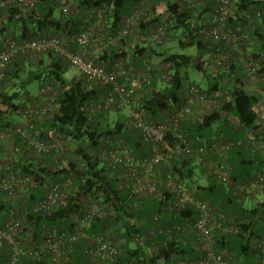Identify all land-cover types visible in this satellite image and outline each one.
<instances>
[{"label":"trees","instance_id":"trees-1","mask_svg":"<svg viewBox=\"0 0 264 264\" xmlns=\"http://www.w3.org/2000/svg\"><path fill=\"white\" fill-rule=\"evenodd\" d=\"M142 1L145 0H77L75 7L69 8L70 10L66 12L64 9L61 10L65 15L62 18L67 20L64 25L62 18L55 16L56 9L53 6L48 9L37 6V10L32 12L18 6H12L7 11L0 9V41L6 33L13 34L16 41L21 43L40 35L54 36L66 31L75 32L78 30L77 24L75 26L76 17L74 16L76 9L88 12L91 9L104 8L106 10L104 31L111 33L117 30L124 22L125 17L131 13V6ZM253 3H256L257 6H264L262 1L237 0L236 14L229 19L230 25L236 27V23L245 21V17L240 12L245 6ZM163 6L165 15L164 11H160L161 8L158 10L157 6L151 7L147 17H142L136 23L135 29H139L140 33L145 32L152 24L167 19L170 30L175 28L187 30L186 39L179 41L182 47L196 44L203 51L208 50L205 41L200 39L195 32L197 28H203L204 17L209 16L211 9L204 7L199 10L198 15H195L187 10H179V5L174 0H165ZM3 16L6 17L3 18ZM168 16L169 18H167ZM127 38L122 41L124 44L122 49L111 45L99 53L96 62L110 67L121 58L127 59L126 56L131 52V48L140 54L147 50L146 47H141L139 44L132 46L136 40L132 37ZM257 38L258 42L253 45L250 54L253 60L258 61V73L263 75L264 35L259 34ZM128 44L131 46L130 49L127 48ZM98 50V46L94 47L91 54ZM132 53L135 54L134 51ZM152 54L161 57L159 65L165 67L166 72L171 73V78L158 80L155 77L153 89L138 98L135 108L148 119L155 120L156 116L160 119V115H157L160 109L165 108L171 102L181 100L182 89L187 84L184 80V76L187 77V72L183 76L184 70L190 67L204 70L205 61L201 58L198 60L193 55L169 53L166 44L161 49L156 47ZM87 57L92 56L88 55ZM211 57L210 55V59ZM210 59H207V62H211ZM212 64L215 70V64ZM69 66L62 57L50 52L43 53L34 59L18 57L13 60L0 82L1 128L14 125L12 114H17L27 105L29 99L34 98L35 101L37 98L28 89L30 82L40 80L42 84L51 83L58 86V112L42 121H35L34 128L42 133L59 132L65 135L67 139L66 152L62 156L68 160L60 169L53 167L51 154H45L44 160L39 162L28 156L27 146L22 138L18 139L19 145L13 151H4L1 148L2 157L10 163V169L16 170L19 174L31 175L34 183L29 184L25 189H20L25 193H22L20 198L9 197V193L0 189V225H3L2 218L8 219L17 209H29V213L25 215L23 236L30 232L37 242H40L47 230L64 229L76 233L79 228L73 218L75 215L82 214L85 202L83 200L89 195L103 204L105 212L103 215L97 216L87 228L85 226V229L89 232H103L107 236H112L120 247V254L114 261L92 260L87 254L86 240L79 237L70 252L68 264H172L179 259L196 260L203 255L204 249L198 246L200 242L196 241L197 232L191 228L188 229V233H180L174 237L166 236L161 232L151 234L153 225L165 226L198 217V213L192 208L186 211H177L169 206L171 189L168 187V183L170 178L180 177L183 182L196 190L198 197L211 203L228 218L235 220L238 226L237 231L218 230L213 233L214 238L217 237V234H224L222 235V245L218 246L217 250L233 257L238 264H248L244 261L257 264L259 254L253 247V241L262 233L261 221L264 218V201L256 200L253 206L248 208L245 199L247 194L234 193L232 187L227 188L218 181L210 166L219 160L220 154L210 152L206 155L208 167L196 163L216 180L209 186L201 185L195 178V163L177 153L171 160L173 171L165 163L157 166L158 172L161 174V194L159 196H133L129 189L120 185L112 168L107 164H101L95 157L96 149H99L100 145L105 142L123 141L129 145L135 157H146L151 155L149 142L141 139L131 122L127 118L124 119L121 114V117L111 125L110 112L112 110L109 113L99 112L95 120L89 122L87 117L89 108L97 100L99 93L106 91V88L90 86L81 76L68 79L66 72ZM228 66L230 69H216V75H213L214 70L208 74L209 87L205 90L201 88L203 91L219 92L220 106H208L211 110L202 119L195 120L189 128L187 127L188 123H184L181 132L188 137L193 148L207 144L210 146L215 141L231 143V147L226 153V160L230 164V179L235 184L248 179L259 171L264 174V170H262L264 161L262 160V163L256 161V152H254L258 146L264 145V117H259L256 110V105L260 100L257 94L248 91L243 84L230 83L221 86L225 77L228 73L233 72L236 65L233 61H229ZM219 80L221 81L219 82ZM215 82H218L216 86ZM193 83L197 82L193 81ZM113 111L118 113L120 110ZM214 125L220 126V133H216ZM225 125L233 133L246 129L248 134L245 135L246 137L235 136L232 138L230 135L223 134ZM203 132L209 133L207 139L203 138ZM251 134L255 136L254 141L250 139ZM169 137L167 139H170L171 143L175 142V138ZM239 140H243L242 144L237 143ZM250 142H254L252 145L255 146L253 147ZM261 144L263 145L261 146ZM211 156L215 157L213 162L209 161ZM255 162L259 164V168H256L258 170L253 168ZM69 173L74 174V187L68 193L63 204L55 210L32 212L33 204L45 193V185L50 181L63 179ZM214 186L223 191L226 199H230V201L215 200L209 197L207 192H203V188L213 189ZM26 189L28 193L25 192ZM261 192L264 193V189L248 195L250 198H256ZM157 212L163 214L160 222L154 221V215ZM5 213L10 215L5 217ZM1 247L2 252L7 253L6 245L3 244ZM2 252L0 251V262L5 259ZM24 261L25 264H47L43 257H39L38 260L25 259Z\"/></svg>","mask_w":264,"mask_h":264},{"label":"built area","instance_id":"built-area-1","mask_svg":"<svg viewBox=\"0 0 264 264\" xmlns=\"http://www.w3.org/2000/svg\"><path fill=\"white\" fill-rule=\"evenodd\" d=\"M179 5V10H187L195 15L206 7L211 9L209 16L204 17L203 28H197L196 35L205 41L208 53L212 56L216 69L227 67L229 61L239 66L244 78L249 77L255 81L264 83V74L257 71L258 61L245 51L252 50L258 42V35H264V6L248 4L241 11L245 21L236 23V27L230 25L229 19L236 14L237 0H174ZM262 1L264 0H256ZM37 0H0V9L8 10L12 6L36 11ZM145 0L134 3L131 13L125 17L124 22L114 32L107 33L104 26L106 10L98 8L90 10V17L95 26H89L88 19L75 21L78 30L72 33L65 32L54 36L40 35L36 38L17 42L11 33L4 34L0 46V82L6 75L13 60L18 57L34 59L43 53H53L68 62L70 67H75L80 76L93 87L106 88L99 93L97 100L90 106L87 113L88 121H94L99 112H110L115 109H126V118L131 122L137 135L149 142L150 156L135 157L129 145L123 141L105 142L96 149V156L101 164L109 165L117 175L120 185L129 189L133 196L148 195L159 196L161 194V174L157 166L161 163L173 171L172 159L175 154H180L192 163H199L207 167L206 155L210 152L219 153V160L210 166L213 175L227 188L232 187L234 193L241 195L254 193L264 189V174L254 173L248 179L233 184L230 179V164L226 160V153L231 143L213 142L210 146L202 145L193 148L191 141L182 130V125L188 123L195 116L194 105L201 102L207 106H220V93L215 91H203L198 84L190 83L182 89V97L178 102H171L165 108L159 110L160 119H148L135 108V103L141 95H144L154 86V78L166 80L171 78V73L165 71L161 65L146 60L142 64L121 58L113 66L107 67L96 62L101 51L109 46L122 49L123 39L132 37L136 41H152L157 48H162L168 40L169 21L162 20L152 24L148 31L136 30V23L147 17L152 5ZM70 10L68 7L64 11ZM93 24V25H94ZM198 27V26H197ZM128 39V38H127ZM96 43L99 50L92 53V43ZM131 48L128 44L127 48ZM251 52V51H249ZM252 53V52H251ZM91 55L92 57H87ZM170 67V65H169ZM237 68V67H235ZM234 68V69H235ZM105 90V89H104ZM59 110L58 86L51 83L42 84L37 98L29 99L17 115L22 121L14 123L8 128L0 127V189L5 190L9 197L22 195L21 188L33 184L31 175L19 174L10 169V163L2 157V139L15 136L17 140L22 138L27 146L28 156L39 162L44 160L45 154L53 156V167L62 168L68 162L65 156L67 139L59 132H40L35 129V121H42ZM169 136L175 138L171 143ZM254 141L255 136L250 135ZM170 138V137H169ZM243 140L237 143L242 144ZM22 143V142H21ZM263 144H261L262 146ZM264 146V145H263ZM262 146V147H263ZM10 169V170H9ZM74 174L69 173L63 179L50 181L45 186V193L32 206V212L51 211L60 207L68 197V193L74 187ZM168 187L171 189L169 206L173 210L186 211L194 209L198 213L196 219H185L165 226L153 225L151 234L157 232L174 237L180 233H188L189 228L197 232L196 241L208 243L210 246L204 250L199 259L177 260L172 264H238L233 257L211 246L213 233L218 230L237 231L238 226L234 219L228 218L211 203L196 195V190L183 182L180 177L170 178ZM82 214L75 215L74 223L79 228L76 233L68 230H47L40 242L28 232L23 236L25 215L29 209H17L15 213L0 225V246L5 244L7 253L0 264H25V259L38 260L43 257L47 264H68L70 252L73 250L79 237L87 242V254L92 260L114 261L120 254V247L112 236L103 232H89L85 229L99 215L105 212L103 204L92 196L84 198ZM163 214L157 212L154 221L160 222ZM261 236L253 241V247L259 254L258 263L264 264V218L261 221Z\"/></svg>","mask_w":264,"mask_h":264},{"label":"crops","instance_id":"crops-1","mask_svg":"<svg viewBox=\"0 0 264 264\" xmlns=\"http://www.w3.org/2000/svg\"><path fill=\"white\" fill-rule=\"evenodd\" d=\"M76 1L77 0H42V1L40 0V1H38V6L44 8V9H48L51 6L55 7V9H56V7H58L57 9H59V7H60L63 10L65 7H68V8H71L73 6L75 7V2ZM150 5H152V7L155 8V6H158V3L157 2H155V3L151 2ZM158 7L161 8V10H162V6L161 7L158 6ZM64 16L65 15L63 13L62 16L59 17V18H62ZM74 16L76 17L75 21H81L82 19H88L89 21H87L86 23H90L89 26H91V25L95 26L94 21L90 17L89 13H87V10H84V11L80 10L79 11V9H76V12H75ZM4 17H6V16H3V18ZM65 21L67 22V20L65 18H62V24L63 25L65 24ZM138 44L141 47H146L147 50L142 51V54H140L138 51H135V49H132V48L130 49L129 46H128V49H130L131 52H129V57H128V55L126 56V57H128L127 60L131 61V62H136L138 64H142L146 60H151L152 58L150 59L149 56L150 57L154 56L152 54V51L155 50L156 45L153 44L152 41H148L146 43L140 42V41H135V42H133L132 46L133 45L137 46ZM94 47H96V43H92V46H90V48H92V49ZM133 51L135 52V54L132 53ZM245 51L250 54L251 52H249V51H252V50H250L249 48H246ZM154 57H156V59H157L156 62H154V63L160 64L161 63L160 62L161 61V57H159V56H154ZM202 60H204V59H202ZM210 60H211L212 63H215L214 60L212 59V57H211ZM235 67H237V68H235V69L233 68V72L232 73H228L227 77H225L224 82L222 83V85L230 84V83H235V84H239V85L243 84L244 87L248 91L257 94L259 96L260 100H259V102L256 105V110H257V113H258L259 117L263 118L264 117V83L262 81L252 80V79H250L247 76H246V78H244V76L242 75V71L240 70L239 66L236 65ZM224 68L230 69V66L222 67L221 69H224ZM215 70H214L213 75L217 74ZM238 79H240V80H238ZM219 81H221V80H219ZM214 84L216 86L218 84V82H215ZM215 86H212V87H215ZM218 87H220V86H218ZM194 107H195V116L188 122V126H187L188 128H189V126L192 123H194L195 120L202 119L203 116L205 114H207L211 110V108H209L208 106L204 105L201 102H197L194 105ZM157 115H159V113ZM156 118H158V116H156ZM14 123L16 124L18 122L14 121ZM223 130H224L223 134H226L227 136L230 135L232 138H235V136L243 137L246 134H248L246 132V129L242 130V131L241 130H237V132L233 133L230 130V128H228L227 125H225ZM215 131H216L217 134L221 132V128H220L219 125H216ZM203 133H204V137L203 138L207 139L209 137V133H205V132H203ZM261 141H263V140H261ZM252 143H254V142H250L251 145H252ZM18 145H19V143H18V140H17V138L15 136H11V137L7 136L6 138L2 139V141H1V148H2V150L4 149V151H9V152L13 151V150H15V147L18 146ZM254 152H256V156H255L256 157V161H260V163H262L261 161L262 160L264 161V148L258 146V148L255 149ZM214 160H215V157L211 156V159L209 161L213 162ZM236 161L239 162L238 159H236ZM194 167H195V170H196V172H195L196 177L195 178H197L198 182L201 185L209 186L214 181L216 182V180L211 176V174L209 172H206L205 170H203L198 164L195 163ZM253 168H255V169L259 168V164L257 162H255V164H253ZM262 169L264 170V167ZM25 192L28 193L27 191H25ZM203 192L204 193L207 192L208 196L213 198V199H215V200L217 199L219 201H222V200L226 199V195L224 194V192L221 191V190H218V187H216V186H214L213 189H205V188H203ZM22 193H24V190L22 191ZM226 201H230V199H226ZM9 215L10 214L5 213V217L6 216L8 217ZM6 220H7L6 218H2L1 223L2 224L5 223ZM222 235H224V234H220V235L217 234V237H215V238L213 237V242L210 243L211 246H214L215 248H217L218 246L222 245V239H223ZM198 246L205 250L210 245L208 243L200 242V244ZM0 251L2 252V247L1 246H0ZM2 254L5 257L6 253L2 252ZM244 263L252 264L251 262H248V261H244Z\"/></svg>","mask_w":264,"mask_h":264},{"label":"rangeland","instance_id":"rangeland-1","mask_svg":"<svg viewBox=\"0 0 264 264\" xmlns=\"http://www.w3.org/2000/svg\"><path fill=\"white\" fill-rule=\"evenodd\" d=\"M150 1L153 3L157 2L158 6H160V7L162 6V10H160V11H164V15H165V10H163L165 8L163 6L165 0H150ZM158 6H157V9L159 10L160 8ZM57 8L58 7H56L55 16L59 18L62 16V12H61L62 8H60V7H59V9H57ZM167 18H169V16ZM169 31H170L169 32L170 38L166 42V46H167L169 53H184V54L196 56L198 60H199V58L204 59V61H205L204 62L205 63L204 64V70H198L194 67H190V68H187L186 70H184L183 76H184V73L187 72V77L184 76L185 77V79H184L185 83H187L186 85H189L190 83H193V81H195L198 83L199 86H201V88L203 90H205L206 88L209 87V81H208L207 75L210 74L214 70V65L211 62H207L208 61L207 59H210V55L208 53H204L203 49H200L196 44L193 46H187V47H182L179 44L180 39H186V37L188 35V32L185 28H175L172 30L169 29ZM128 57H129V54H128ZM149 58L150 59L152 58L151 61H153V62H156V60H157L156 57H154V56L153 57L149 56ZM75 76H80V72L75 67L69 66V68L66 72V77L68 79H72ZM41 85H42V81L34 80V81L30 82V84L28 85V89L32 92V94L34 96H37V95H39ZM221 85H222V83H221ZM127 113H128V111L126 109H122L118 113L115 111H111L110 112V124L113 125V122H115V120L117 118H120L121 115L125 119L127 116ZM11 117H12L13 121H17V122L22 121V118L19 115H17L16 113L12 114ZM213 128H216V125H214ZM256 170H258V169H256ZM252 173H253V170L251 171V174ZM26 191H27V189H26ZM245 199H246V206L248 208H250L253 206V203L256 202V200L257 201H264V193H262V192L259 193L256 198H250L249 195H246Z\"/></svg>","mask_w":264,"mask_h":264}]
</instances>
